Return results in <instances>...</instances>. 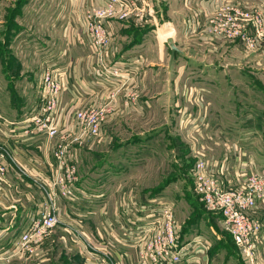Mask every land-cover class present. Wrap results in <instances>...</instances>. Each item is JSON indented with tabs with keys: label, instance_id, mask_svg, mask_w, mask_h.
Here are the masks:
<instances>
[{
	"label": "crops",
	"instance_id": "1",
	"mask_svg": "<svg viewBox=\"0 0 264 264\" xmlns=\"http://www.w3.org/2000/svg\"><path fill=\"white\" fill-rule=\"evenodd\" d=\"M36 1L28 0L27 4L31 2L34 7ZM94 1L97 0L64 2L60 30L58 25L48 35L57 41L50 44L42 67L53 63L56 54L59 58L55 62L69 67L67 89L59 102V117L63 123L69 121L77 100L97 104L110 92H115L116 115L101 132L103 139L95 142L97 148L105 144V135L109 130L118 128H126L131 136L129 141L133 140L128 145H136L153 135L157 136L158 132L164 133L167 139L169 136L173 138L170 135L172 132H183L184 135L201 132L210 138L211 129L218 126L219 130L231 134L234 141L227 140L229 147L240 150L239 164L264 163V35L254 49H249L244 40L224 44L223 92H214L222 111H211V46L213 51L218 46L217 41L211 39V22L222 15L225 20L234 14L235 9L259 10L264 16V0H151L155 16L150 25L134 29L132 24L111 23L109 53L127 62L134 76L129 86L104 87L98 97L85 91L88 86L81 87L79 83L90 80L95 74L94 60L90 59L91 47L82 26L84 9ZM50 4L54 6L52 12L58 11L54 2ZM26 6L20 10L22 17ZM21 16L14 17L10 24L13 29L10 30V26L6 25L8 19L0 20V46L8 45L7 36L13 39L17 31L19 34L23 32L18 23ZM244 33L249 37L254 34L250 24L245 25ZM167 40H172L178 51L171 62ZM211 119L215 123L212 128ZM125 124L128 127H124ZM23 130L22 125L6 126L0 122V163L7 168L0 186V264H82V247L92 254L100 253L104 260L107 259L105 262L138 264L134 251L118 247L116 235L107 234L104 230L109 224L117 227L116 208L120 195L117 191L105 192V189L93 187L85 174H79L78 183L85 187L89 195L80 202L84 205L78 209L75 204L57 201L59 225L41 245L32 246L31 251L12 253L14 243L23 230L32 220L39 218L47 206L45 195L32 183L34 173L24 176L18 165L46 176L54 165V159L47 157L46 152L44 155L45 147L41 149L45 141L42 138L23 141L20 135ZM236 132H239V140H235ZM251 132L254 136H248ZM258 132L261 134L258 135ZM79 152L85 151L76 150L81 163L82 153ZM24 154L29 158L31 156V160L22 157ZM256 172L263 173L264 170ZM236 180L233 178L221 183L226 184L225 187H236ZM251 216L264 229V206L254 210ZM106 242L112 247H104ZM207 256L206 264H243L238 253L234 259L231 257V261L222 257L223 253H208ZM89 259L90 256L87 262H91ZM257 262L264 264V230L258 240Z\"/></svg>",
	"mask_w": 264,
	"mask_h": 264
},
{
	"label": "built area",
	"instance_id": "2",
	"mask_svg": "<svg viewBox=\"0 0 264 264\" xmlns=\"http://www.w3.org/2000/svg\"><path fill=\"white\" fill-rule=\"evenodd\" d=\"M154 16L151 0H97L87 4L82 26L91 47L90 59L94 60L95 74L90 80L79 81L81 87L88 86L85 91L98 97L104 87H127L132 83L134 72L128 68L127 62L109 53L110 25L116 22L143 28L153 22ZM214 24L211 27L214 36L228 41L244 40L249 49H254L264 35V16L260 12L237 9L232 16ZM246 24H250L253 29L251 37L245 36ZM63 58L60 57L61 60ZM68 74V66L50 63L40 73V97L35 113L13 124L0 119L6 126L22 125L24 130L20 135L23 141L42 138L47 145L51 141L55 142L52 150L54 165L50 168V174L46 176L31 171L35 184L46 197L47 206L39 218L32 220L18 237L13 254L26 253L31 251L32 246L41 245L60 223L57 201L75 204L78 209L84 205L80 202L89 195L84 186L78 185L80 176L76 150L84 145L87 138L98 137L102 127L116 115V95L110 92L97 104L77 100L72 119L63 123L59 117V102L63 91L67 89ZM223 166L221 163L220 169ZM218 167L216 161H195L191 169L194 192L207 213L217 216L219 227L231 237L242 263L258 264L257 245L263 227L252 218L251 213L264 206V173H248L238 165V186L225 188L218 181ZM6 173V166L0 163V185ZM116 223L117 227L107 225L105 232L116 235L118 247L133 250L138 264L207 263L210 250L208 239L203 235H195L184 243L174 207L167 200L156 198L140 201L128 197L116 211ZM104 247L112 246L106 242ZM87 253L91 262L86 264H112L110 261L105 262L107 259L104 260L100 253Z\"/></svg>",
	"mask_w": 264,
	"mask_h": 264
},
{
	"label": "rangeland",
	"instance_id": "3",
	"mask_svg": "<svg viewBox=\"0 0 264 264\" xmlns=\"http://www.w3.org/2000/svg\"><path fill=\"white\" fill-rule=\"evenodd\" d=\"M0 2V20L8 19L7 26L13 23L15 16H21L19 13L24 5H27L23 17L21 16L18 21L24 29L23 32L21 31L19 34L17 31V36H14L13 39L7 36L8 45L0 46V119H5L13 124L25 117H31L39 104L40 95L37 89L39 76L41 70L47 66L42 67L43 61L50 44L57 41L49 38L48 35L53 33L58 25L60 30V16L64 13V2H68V0H37L34 7L31 2L27 4L28 0H0ZM52 2L55 3L58 10L53 11L54 15L51 10L54 6L50 4ZM5 11L7 12L5 13ZM235 11L237 9L234 10V13ZM247 11L259 12V10ZM218 18L215 21L212 20L211 27L215 25L214 22L224 21L223 15ZM132 28L140 27L132 25ZM10 29L13 28L10 26ZM14 34L16 33L11 35ZM211 39L218 43L215 51L211 46V95H213V97L211 96V104H213L211 111L218 109L217 111L221 112L222 109L219 110L220 100H215L217 97H214V92H223L224 44L235 41L216 37L212 33ZM55 57V61H57L59 54H56ZM55 61L52 62L56 63ZM72 117L73 114L68 120ZM113 119L102 127L101 132L107 124L113 122ZM214 124L211 119V128ZM124 127L128 126L125 124ZM213 127L210 138L201 132L196 133L197 135L195 133L184 135L183 132H172L170 135L173 138L169 136L167 139L168 137H164V133L158 132L157 136L153 135L144 143L136 145H128L132 144L133 140L129 141L131 136L126 128L109 130L105 135V144L102 146L98 148L95 146L97 145L96 141L100 142L103 139H101L102 133H100L98 137L87 138L84 145L78 147L85 151L84 153L79 152L82 153L81 163H79V154L77 155L78 172L80 175L85 174V177L89 178L88 182L97 189H105V192L112 193L117 191L120 195V203L116 211L121 202L128 197H135L140 201L156 198L169 201L174 207L177 223L181 226L184 243L190 241L195 235H203L209 241L211 254L223 253L222 257L225 259L229 258L230 260L231 257L234 259L237 250L231 237L219 227L217 216L207 213L194 192L191 169L197 159L216 161L219 164L216 172L220 183L233 178L235 180L237 178L238 182L239 172L236 170L238 165L251 173L264 170V163L239 164L240 150L229 147V141H234L230 137L231 134L219 130L218 126ZM234 134L235 140H239V132ZM248 136H254V133H248ZM227 140L229 141L227 142ZM194 143L197 145H193ZM54 144L55 142L51 141L49 145L41 146V149L45 147L44 155L46 152L47 157H52ZM22 157L31 160V156L29 158L27 154ZM221 163L224 164L223 169H220ZM18 167L24 176L31 172L27 166L18 165ZM226 173L227 176H230L229 178L224 177ZM32 183L37 186L34 178ZM231 183L234 185V181ZM223 184L221 183V185ZM87 252L90 250L87 251L86 247L84 249L82 247V264L87 262ZM216 257H220V255L215 256V259H217Z\"/></svg>",
	"mask_w": 264,
	"mask_h": 264
},
{
	"label": "water",
	"instance_id": "4",
	"mask_svg": "<svg viewBox=\"0 0 264 264\" xmlns=\"http://www.w3.org/2000/svg\"><path fill=\"white\" fill-rule=\"evenodd\" d=\"M167 44H168L170 51H171V53H170V62H171L174 58V55L176 53H178V51H177V48L175 47V45L173 44L172 40H167Z\"/></svg>",
	"mask_w": 264,
	"mask_h": 264
},
{
	"label": "trees",
	"instance_id": "5",
	"mask_svg": "<svg viewBox=\"0 0 264 264\" xmlns=\"http://www.w3.org/2000/svg\"><path fill=\"white\" fill-rule=\"evenodd\" d=\"M210 253V252H209Z\"/></svg>",
	"mask_w": 264,
	"mask_h": 264
}]
</instances>
